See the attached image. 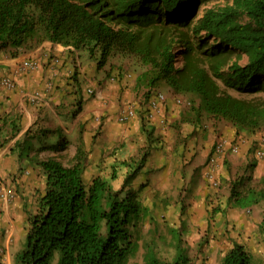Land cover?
Masks as SVG:
<instances>
[{
  "label": "trees",
  "instance_id": "trees-1",
  "mask_svg": "<svg viewBox=\"0 0 264 264\" xmlns=\"http://www.w3.org/2000/svg\"><path fill=\"white\" fill-rule=\"evenodd\" d=\"M200 1L0 0V49L12 46L19 50L51 40L88 47L91 54L100 51L99 66L113 54L135 55L146 66L137 84L147 87V102L153 98V87L164 82L176 92L199 96L197 115L204 110L227 119L238 132L255 133L264 126V96H239L230 89L253 95L264 91V0L210 6L192 24ZM241 14L248 17L246 22L239 20ZM17 54L12 51L13 56ZM180 56L184 62L178 66ZM143 130L151 137L146 125ZM61 140L59 146L47 147L66 149L70 141ZM33 145L30 140L18 143L19 156L29 157ZM145 158L121 163L132 167L136 162L138 167ZM86 159L83 142L77 147L75 162L69 165L55 155H36L46 178V192L38 213L31 217L15 264H52L57 249L56 264H130V257L140 247L134 230L148 208L132 189L124 193L131 178L121 188L113 186L116 166L109 176L98 174L87 183ZM240 180L231 187V200L252 205L264 199V175L262 187L240 190ZM143 264L194 263L185 250L174 260L150 258L146 250ZM215 264H253V254L245 244L234 241Z\"/></svg>",
  "mask_w": 264,
  "mask_h": 264
},
{
  "label": "rangeland",
  "instance_id": "rangeland-1",
  "mask_svg": "<svg viewBox=\"0 0 264 264\" xmlns=\"http://www.w3.org/2000/svg\"><path fill=\"white\" fill-rule=\"evenodd\" d=\"M227 3H232V0H201L192 24L197 22L206 8ZM239 20L246 22L248 17L241 14ZM187 31L193 36L191 29ZM208 44H213V41ZM12 48V46H5L3 48L5 55L11 57ZM87 56L90 59L87 64H96L100 52L92 56L88 51ZM243 61L244 59H241V62ZM183 62L184 57L180 56L177 65L180 66ZM78 68L79 66L76 65V71H73L74 73L70 71V74H75V79L69 77L72 79H69L64 86V90L69 94L73 92L75 85L82 81L79 79ZM89 69L90 67L87 66L86 70L89 71ZM100 69V74L96 77L102 78L104 75L102 79H97L93 85L85 81L82 85L79 84L80 98L73 102L76 108L73 110L76 112L75 115L83 109V103L85 106L89 105L85 102L87 98H91L94 103L98 98L97 104L102 109L114 105L115 111L118 112L120 111L119 106L124 107L123 110L121 109L123 118L120 116L119 122L126 123L128 130H132L134 126L128 122L138 114L143 126L148 127L151 137L146 135V140H135L136 134L134 140H124L118 133H113L112 139L107 140L108 143H106L107 133H105L104 125L107 118L105 114H100L96 123L97 127L92 130H90V125L83 120L79 130L80 140H69L66 136H62L45 146L42 140L40 142L35 140L31 154L37 153L41 158L55 155L69 165L75 162L77 147L83 142L87 151L84 172L87 183L98 174L109 176L114 166L118 168V176L112 181L115 188H121L125 180L131 178L130 182L125 185L124 193L132 189L133 195L143 200L141 204L148 208V214L138 221L134 230L138 234L140 247L137 253L130 257L128 261L130 264L135 261L143 264L146 250H149L150 258L161 260H174L181 252L184 254L185 250L194 264H215L233 246L234 241L245 244L252 252L253 264H264V199L252 205H244L238 200L230 199L231 187L239 177L242 178L238 187L240 190H247L250 186L262 187L264 126L255 133L237 131L234 139L231 138L228 140L229 143H226V148L217 150L216 144L223 136L218 134V129L214 132L217 133L214 138L208 136L210 135L209 126H213L215 120L209 118L210 115L203 114L201 132H205V136L202 140H190L188 135L185 137L187 139H184L180 135L182 130L176 134L181 140H173V138L172 140H157L156 121L165 126L169 121L170 124L174 122V119H168L166 117L168 115L163 111L164 108H166L165 111L172 108L166 104L169 100L168 95L178 110L177 116L181 118V124L176 122V128H182V123L185 121H196L197 110L195 108L200 102V97L195 94L176 92L162 82L158 87H153L156 88L153 96L162 92L166 98L154 107L150 101L147 102L145 99L144 88L146 86L139 84L134 87L137 77L146 69V66L139 62L135 55L113 54L96 71ZM22 71L24 70L20 68L19 72ZM88 71L85 75L89 73ZM124 79L128 82H122ZM54 84L53 81L50 90ZM69 85L71 86L68 87ZM107 85L109 87L105 91L106 96L104 97L106 98H103L101 102V97L97 96V93L101 92L100 86L106 87ZM89 88L92 91H89ZM31 91L32 89H28V92ZM230 91L239 96H264V91L254 93V95L236 89H230ZM128 92L132 94L128 95ZM72 116H68L70 124H72ZM225 122L227 126L231 125L227 119ZM45 128L47 127L41 130ZM111 130L113 129L110 128V132ZM148 137L151 140H148ZM62 138L70 141L66 149L47 147L59 146ZM245 138L248 140H242ZM232 146H237L238 150L234 151ZM142 156L146 158L141 163V167H136V162H133L132 167L121 163L124 160H139ZM133 170H138V172L134 174ZM6 181H9L8 177L4 178L0 175V208L4 202L12 203L20 195L28 201L33 199L31 203L33 210L37 202L40 205L41 196L46 192V188L43 194L35 192L31 196L30 193H25L27 190H18L12 182L9 181V184ZM39 208L38 206V210ZM33 210H31L32 213L35 212L33 215L38 213V210ZM0 219L6 218L1 217ZM27 221L29 228L31 221L29 215L25 219V224ZM180 239L181 248H179ZM59 256L60 252L57 249L52 258V264L57 263Z\"/></svg>",
  "mask_w": 264,
  "mask_h": 264
},
{
  "label": "crops",
  "instance_id": "crops-1",
  "mask_svg": "<svg viewBox=\"0 0 264 264\" xmlns=\"http://www.w3.org/2000/svg\"><path fill=\"white\" fill-rule=\"evenodd\" d=\"M3 48L0 49V175L4 178L8 177V180L12 182L18 190H27L25 193H30L32 196L35 192L43 194L46 188V178L41 166L36 162L37 153L31 154L30 152L28 158H21L16 149V145L20 142L30 140L35 144V140L38 142L42 140L45 146L62 136H66L69 140H80L81 135L79 130L83 120L90 125V130H92L97 127L96 123L98 122L100 114H105L107 118L104 125L105 133H107L105 135L106 143H108L107 140L112 139L113 133H118L124 140H134L136 134L138 139L136 138L135 140L147 139V134L143 130L144 126L137 113V115L132 117L128 122V124H134L132 130L127 129L128 125L126 126V123L123 124L122 121L119 122V120H121L119 117L122 115V110L124 109L123 106L118 107V109H120L118 112L115 111L114 105L103 108V110L97 104L98 98L95 103L91 98H87L85 102H88L89 105L85 106L83 103V109L79 110V113L75 115V111L73 110H76V108L73 102L80 98L78 90L79 84L82 85L83 81H85V83L88 82V84L93 85L94 81L104 77V75L102 78L96 77L97 75L99 76L101 71V69L96 71L98 69L97 63L87 64L90 62L87 56L88 50L75 48L71 45L54 43L49 40L33 48L25 46L19 48V50L16 49L18 54L15 56L11 55V57L5 55ZM14 50L13 47L12 51ZM30 55L32 57L34 56V58H38L40 63L39 66L31 71L24 70L19 72V65L26 58H29L28 56ZM51 56H58L55 65L54 58ZM76 65L79 66V79L82 81L78 84L76 81L77 85L72 89L73 92L69 94L64 90V86L67 81L69 82V79H72L69 78L72 75L70 71H76ZM87 66L90 67L89 71L86 70ZM87 71L89 73L85 75ZM3 76L13 77L16 80L17 86L14 88L3 86L1 83ZM48 80H53L55 84L50 91L44 92V98L41 102L34 104L26 101L27 97L24 96L23 89L43 91ZM122 82L127 83L128 81L124 79ZM70 86L71 85L68 87ZM136 86H138L137 79L134 87ZM108 87V85L106 87L100 86L101 92L97 93V96L101 97V102L103 98H106L104 96H106L105 91ZM167 87L171 88L168 84ZM104 88L105 90H103ZM129 94L132 93L128 92V95ZM169 97L168 95L169 100L166 104H168V107L172 108H169L167 111H165L166 108H164L163 111L168 115L166 117H168V119L173 118L174 122L170 124L169 121L165 126L156 121L155 132L156 134L158 133L157 140H172L171 138H173V140H181L176 135L179 130H182L180 135L183 136L184 139H187L185 137L188 135L190 140H202L203 136H205V132H201L203 115L200 116V119L197 116L195 119L196 121L183 122L182 128H176L175 124L176 122L181 124V118L177 116L178 110ZM70 115H73L72 118L70 117L72 124H70V120L68 119ZM63 116H65V119ZM122 117L123 116H121V118ZM209 118L215 120L214 125L209 126L210 135L208 136L210 138L216 136L217 133L214 132L218 129V134L225 137L227 143H229L228 140H231V138L234 139L235 133L237 132L235 126L232 124L227 126L224 118H215L213 116H209ZM44 127L47 128L44 129V133H41V129ZM110 128L114 131L111 130L112 132H110ZM90 132L92 133L93 131ZM143 137L145 138L143 139ZM242 140L248 139L245 138ZM9 181L6 182L9 183ZM32 202L33 199L28 201V199H24L20 195L16 201L12 203L4 202L1 206L0 218L6 219H0V264H15V256L24 246V241L26 239L28 221L27 224H25V219H27L28 215L31 218L35 213L31 211L33 210L31 206ZM38 206L40 207L39 202H37V206H34L33 211L38 210Z\"/></svg>",
  "mask_w": 264,
  "mask_h": 264
},
{
  "label": "clouds",
  "instance_id": "clouds-1",
  "mask_svg": "<svg viewBox=\"0 0 264 264\" xmlns=\"http://www.w3.org/2000/svg\"><path fill=\"white\" fill-rule=\"evenodd\" d=\"M46 41V40H45ZM49 41H51V40H49ZM44 42V41H43ZM42 42V43H43ZM53 42V41H52ZM42 43H40V44H42ZM54 43H56V42H54ZM40 44H37V43H33V45H24V46H22V47H25V46H27L28 48H33V47H35L36 45L37 46H39ZM72 46V45H71ZM14 49L16 50V49H18V48H15L14 47ZM80 49H86V50H88L89 51V49H88V47H82V48H80ZM90 52V51H89ZM98 52H100V51H96V53H98ZM96 53L95 54H91L92 56L93 55H96ZM100 55H101V53H100ZM52 58H54V61H55V63H54V65L56 64V62H57V58H58V56H56V57H53V56H51ZM99 59H100V57H99ZM99 59H98V61H99ZM35 61V65L34 66H32V67H28V68H26L24 65H25V61ZM97 61V62H98ZM38 63H39V61H38V58H34V56L32 57H29V58H26L22 63H21V67L20 68H22L23 70H27V71H31V70H33V69H35L36 67H38ZM97 65H98V63H97ZM98 67H100L99 65H98ZM19 67H18V69H20ZM75 74H72L70 77H72V78H74L75 79V76H74ZM9 77H11V76H9ZM12 79L14 80V82H15V86L14 87H16L17 86V84H16V80L12 77ZM53 82V80H48L47 82H46V84H45V86L46 87H44V90L42 91V90H39L40 92H41V94H42V98H44L43 96H44V92H47V90H50V88L52 87L51 86V83ZM14 87H11V88H14ZM171 87V86H170ZM9 88V87H8ZM172 88V87H171ZM156 88H154V90H155ZM144 90H145V93L147 92V87H145L144 88ZM23 92H26V91H28L27 89H23L22 90ZM33 91H37V90H32L31 92H33ZM89 91H92V89L91 88H89ZM162 92H158L157 94H155L154 96H153V98H151V101H152V99H158V98H160L159 97V94H161ZM164 94V93H163ZM178 96V95H177ZM166 98V95L164 94V99ZM164 99H162V100H160L159 102H162V101H164ZM179 99V98H178ZM26 101H28V102H32V101H30L29 99H27ZM151 101H150V103H151ZM33 103V102H32ZM200 103V102H199ZM34 104H36V103H34ZM199 107V104L197 105V108ZM197 108H195V109H197ZM203 114H207L204 110L203 111H201L200 113H199V115H197L198 117H199V119H200V116L201 115H203ZM208 115V114H207ZM221 137V136H220ZM222 138H225V137H221V139ZM226 139V138H225ZM219 142V141H218ZM218 142H217V144H218ZM226 143H227V140H226ZM216 144V145H217ZM233 147V146H232ZM217 148V147H216ZM224 148H226V144L224 145ZM237 150H238V148H237Z\"/></svg>",
  "mask_w": 264,
  "mask_h": 264
},
{
  "label": "built area",
  "instance_id": "built-area-1",
  "mask_svg": "<svg viewBox=\"0 0 264 264\" xmlns=\"http://www.w3.org/2000/svg\"><path fill=\"white\" fill-rule=\"evenodd\" d=\"M35 65V61H25V67L28 68V67H32ZM1 83L3 86L5 87H14L15 86V82L14 80L12 79V77H9V76H3L2 79H1ZM24 96L27 97V99H29L30 101H32L33 103H37V102H40L42 100V94L39 90L37 91H33V92H23ZM159 97L158 99H152L151 103L155 106L158 105V102L162 99H164V94L161 93L159 94ZM123 118V117H122ZM226 144V139L225 138H222L220 139V141L218 142L217 144V150H223L224 148V145ZM232 149L234 151H237V146H233Z\"/></svg>",
  "mask_w": 264,
  "mask_h": 264
}]
</instances>
